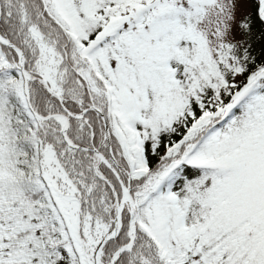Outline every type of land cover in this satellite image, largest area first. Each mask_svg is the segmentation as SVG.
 <instances>
[{
    "label": "snow or ice",
    "instance_id": "6c2138e0",
    "mask_svg": "<svg viewBox=\"0 0 264 264\" xmlns=\"http://www.w3.org/2000/svg\"><path fill=\"white\" fill-rule=\"evenodd\" d=\"M0 264H264V0H0Z\"/></svg>",
    "mask_w": 264,
    "mask_h": 264
}]
</instances>
